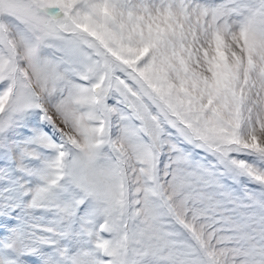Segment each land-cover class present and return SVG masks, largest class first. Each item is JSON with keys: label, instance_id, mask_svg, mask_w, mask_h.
<instances>
[{"label": "snow or ice", "instance_id": "snow-or-ice-1", "mask_svg": "<svg viewBox=\"0 0 264 264\" xmlns=\"http://www.w3.org/2000/svg\"><path fill=\"white\" fill-rule=\"evenodd\" d=\"M0 264H264V0H0Z\"/></svg>", "mask_w": 264, "mask_h": 264}]
</instances>
